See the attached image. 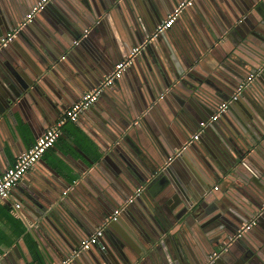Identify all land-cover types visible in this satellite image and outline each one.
I'll return each instance as SVG.
<instances>
[{
  "label": "water",
  "instance_id": "water-1",
  "mask_svg": "<svg viewBox=\"0 0 264 264\" xmlns=\"http://www.w3.org/2000/svg\"><path fill=\"white\" fill-rule=\"evenodd\" d=\"M68 1L63 8L53 0L20 27L30 10L21 14L0 0V44L17 30L0 46V127L7 120L14 125L23 105L46 124L51 111L62 103L66 110L143 43L125 71L144 59L146 87L108 103L110 118L97 104L84 112L106 146L95 142L97 149L86 153L72 145L81 154L70 155L82 165L80 179L69 181L56 163L42 172V182L25 188L18 217L32 244L23 239L0 251V264L62 263L131 196L101 241L71 264H264V155L257 157L253 146L264 136V0H225L234 6L229 12L221 2L208 3L207 17L196 14L181 35L167 28L154 37L162 15L135 13L131 0ZM114 14L131 43L119 59L116 49L107 50ZM83 55L100 61L89 64ZM251 73L256 77L239 99L210 121ZM121 79L106 90L123 96ZM256 85L258 97L248 104L244 97ZM152 113L173 134L169 140L155 130ZM202 122L200 138L192 140ZM6 143L0 128L2 154ZM187 160L191 171L180 166ZM217 180L221 191L211 189ZM252 218L254 231L237 236Z\"/></svg>",
  "mask_w": 264,
  "mask_h": 264
},
{
  "label": "crops",
  "instance_id": "crops-1",
  "mask_svg": "<svg viewBox=\"0 0 264 264\" xmlns=\"http://www.w3.org/2000/svg\"><path fill=\"white\" fill-rule=\"evenodd\" d=\"M35 1L37 0H6V3L7 5H11L12 7L14 6V8H16L19 13L21 12L24 13L25 11L30 10L32 4ZM137 1H140L142 5L147 7L146 8L141 7L142 8L141 9L137 5ZM179 1L180 0H131V3L133 5L131 7L135 13L154 10V12H157V14L160 17L162 15V20H164ZM68 2H69L68 0H56L58 6L60 5V7L63 8L64 6L69 4ZM213 2L215 3L221 2L222 6L224 7V10L227 12H229L230 9L234 7L231 4H227L225 0H196L194 5L189 9H187L186 11H184L182 15H180L176 23L172 25L170 31L171 34L173 32L174 35L175 34L181 35L183 30L185 29L186 23L188 24V21L191 18H195L196 14H198L199 16L205 15L207 17L206 12H207L208 3H213ZM56 8L58 7L56 6ZM136 15L139 18L140 15L139 14ZM44 19L45 17L41 16L39 19L40 23H43ZM119 19H120L119 16L116 15L115 16L111 15L110 18L108 19L109 28H111V42L107 50L116 49L115 51L119 53V55H117V59L121 57L120 53H122L123 51L122 48L127 50L126 45L131 44L127 42L126 40L127 35L126 33L124 34L123 28L119 27L117 24L118 22L117 20ZM206 26L207 25H204L203 27ZM85 28H90V27L86 26L84 27V29ZM163 44L164 41H161L159 43L160 48H162ZM83 56L87 59L89 64L95 63L94 61L95 59L100 61L98 57L93 56L95 59H92L89 56L86 55ZM144 62H145L144 59H138L134 63L133 67L125 71L121 79V84L123 86L121 90H123V96H120V94H122V91L116 93L114 89L108 91L106 90L107 88L105 89L104 94L100 96L99 100L96 103L97 109L100 110V113L105 114L107 115V117L109 116L110 118L109 112L105 109L108 103L113 101L122 102L123 101L122 98H124L125 90L133 93V95L136 97L134 92L137 91L139 88L141 89L142 86L144 88L146 87L141 80V76H143V72H144L142 69V65L144 64ZM138 81H140V83ZM259 90L260 89L259 87H257V85L254 88L248 90V93L244 97L248 104L252 103L253 100H255V98L258 97ZM63 105L64 103L59 105L60 107L58 106L54 112L51 111L49 119L47 120L46 124H43L40 121L39 117L34 114V111H32L29 105H25V106L23 105L22 109L20 110L21 112H18L14 115V120L16 122L14 125H11L8 120L6 122L7 123L6 125L5 124L1 125L0 128H2V130L9 137L10 144L9 145L7 143L5 144L4 147L6 151L5 154H2L0 152V173H3L9 166L14 165L18 155L21 152L25 151L33 143H35L37 138L40 137L42 134H44L45 130H47L57 121V119L65 111L63 109ZM71 105H69L68 107H70ZM154 116L155 115L152 113L151 117L153 118L151 120H152V124H154L156 128L155 130L160 133V136L163 140L164 139L165 141L169 140L173 134H169L168 129L166 127L163 128L158 123L156 117ZM88 119H89V114L83 113L77 122L68 123L67 125H65L63 127V132L56 141L54 147L48 149L47 152L43 155L42 160L38 161L25 174V176L13 188L10 198L7 201L0 202V251H3L7 247L12 246L17 242H22L23 245V239L26 240V242H28L29 244H32V238L30 237L29 234L22 237L23 233L27 230V226L25 225L23 220L20 217H18V215H15L12 212V207L14 202H20L22 205L21 208L23 209L25 203L23 200V193H25V188L31 187L32 185H37L38 183L42 182L44 180L42 176V172H46V170L48 171V167H47L48 165H53L58 163L61 168L67 170L69 181L74 182L75 180L80 179L77 172L82 173V168H81L82 165H80L79 162H76L70 157V155H72L75 159L81 157V154L76 149H74L72 145H75L77 149H81L86 153H90V152L92 153V150L97 149V145L95 144V142H97L102 146H106V140H104L101 136H99V133L96 132V130L93 128V125L90 123ZM143 132L144 133L146 132L145 128H143ZM247 135H250V132H248ZM253 146L254 148H258L257 151L255 152V155L257 157L264 155V136L260 140H258ZM65 161L67 163H65ZM180 166H182V169L186 171H191L192 169L189 160H187L186 163L185 162L182 163ZM241 176L244 181L245 176L248 177V174L242 173ZM234 184L241 186L243 185V182L237 179L234 182ZM211 189L214 191H221V181L217 180ZM237 191H239L240 193L245 192L243 190L241 191V188H238ZM62 216L59 215L60 218L59 220L63 224H66V218L68 217H62ZM251 229L253 230V228H250L249 230ZM110 235L111 233H109V236ZM107 240H109V238H107ZM46 264H50V263L46 262ZM74 264H85V263L83 260L81 261L78 260L77 263L75 262Z\"/></svg>",
  "mask_w": 264,
  "mask_h": 264
},
{
  "label": "built area",
  "instance_id": "built-area-1",
  "mask_svg": "<svg viewBox=\"0 0 264 264\" xmlns=\"http://www.w3.org/2000/svg\"><path fill=\"white\" fill-rule=\"evenodd\" d=\"M53 0H37L31 7L30 11L26 14L20 27L30 22L45 6ZM196 0H180L169 15L161 21L157 26L156 31L153 35L156 36L158 32H161L167 28H171L172 25L177 21L179 16L187 9L194 5ZM89 28L85 29V33H88ZM17 30L10 32L7 38L2 39L0 46L6 45L8 42L14 39ZM152 37V38H153ZM151 38V39H152ZM150 39V40H151ZM150 40H146L145 43ZM144 44V43H143ZM143 44L133 47L132 52L123 60L119 61L113 70L105 75L104 79L94 88L87 90L82 97L68 107L64 113L57 119V121L49 127L44 134L37 138L35 143L29 146L25 151L21 152L14 165L9 166L3 173H0V202L7 201L12 193L13 188L19 183V181L25 176V174L42 159L43 155L48 149L54 147L56 141L63 132V127L68 123H75L79 120L80 116L88 109H90L99 100L103 91L109 86L113 85L114 82L121 78L124 71L131 65L137 53L141 50ZM256 73H251L235 90V92L227 99L224 100L218 107L215 114L211 117V120H215L219 115L225 111L231 104L235 103L242 91L254 80ZM207 123L202 122L198 130L193 134L192 140H198L203 129ZM218 187V186H217ZM144 187L140 186L135 194H139L143 191ZM133 196L128 198L122 205L115 208L110 214H108L102 224H100L94 232L82 241L80 248L76 249L67 259L59 264H71L73 258L80 253L81 250L89 249L91 246L98 244L101 238L104 236V231L108 224L116 221L124 207L132 201ZM21 208L20 202H14L12 212L18 215V211ZM256 219L253 218L250 221L243 224L242 229L237 234L239 236L242 231L252 228L255 224ZM218 256V253H214L211 257L214 259ZM56 264V263H55Z\"/></svg>",
  "mask_w": 264,
  "mask_h": 264
}]
</instances>
